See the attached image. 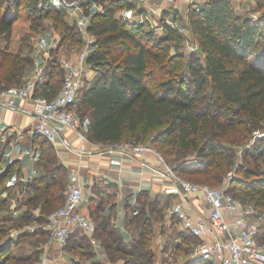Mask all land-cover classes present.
<instances>
[{
    "label": "trees",
    "instance_id": "16d2710c",
    "mask_svg": "<svg viewBox=\"0 0 264 264\" xmlns=\"http://www.w3.org/2000/svg\"><path fill=\"white\" fill-rule=\"evenodd\" d=\"M26 1L25 5V0H0V90L16 85L31 64V60L21 58V53L25 39L38 27L35 16L42 9L36 0ZM80 1L84 7L92 2ZM257 1L264 11L263 0ZM124 3L109 0L103 3V11L84 12L90 17L87 31L95 39L87 64L96 77L82 88L77 111L84 109L89 119L88 137L108 145L149 143L153 148L160 146L159 150L169 158L175 154L174 147L177 152H195L192 159L180 158L172 165L165 161L185 180L200 175L221 184L230 162L225 149L247 142L251 132L264 124V40L260 22L236 14L230 0H208L190 6L187 25L199 53L187 59L189 82L184 85L176 77L179 55L168 57V47H162L166 40L153 39L149 32L115 16ZM46 10L52 19L62 22L53 4ZM163 25L172 32L167 24ZM81 42L78 37L76 43ZM55 66V62L49 64L46 79L36 87L35 95L49 100L55 97L61 87L54 79ZM208 87L226 113L207 99ZM171 136L173 139H169ZM34 142L40 147L39 165L43 171L33 179L26 205L31 209L42 203L41 210L50 212L61 202L57 187L65 186L59 177L65 171L45 138L34 136ZM169 144L174 146L169 148ZM262 145L258 148L259 157H264V140ZM1 156L2 149L0 161ZM12 168L8 165L0 173V187ZM235 173L228 192L232 195L237 190L243 197L252 196L255 207L264 208V180L254 177L244 164L235 167ZM103 200L89 198L88 211L94 236L102 243L106 259L121 264H152V227L162 209L147 195H140L136 215L126 207L124 227L130 239L124 240L111 213L106 214ZM4 202L0 201V212L6 209ZM262 233L264 237V223ZM73 234L78 242V237H86L78 231ZM29 236L32 235L25 232L11 237L7 228L0 226V264H36L42 241H27L32 248L14 251ZM78 242V250L86 254ZM175 250L186 251L179 246ZM84 263L96 264L92 260ZM186 264L211 263L192 260Z\"/></svg>",
    "mask_w": 264,
    "mask_h": 264
},
{
    "label": "built area",
    "instance_id": "2783aa9c",
    "mask_svg": "<svg viewBox=\"0 0 264 264\" xmlns=\"http://www.w3.org/2000/svg\"><path fill=\"white\" fill-rule=\"evenodd\" d=\"M61 1L66 2V0ZM197 1L199 0H194L195 6L201 4ZM78 6L80 10L96 9L100 12L102 9V6L94 1L85 7L83 3H79ZM86 19L85 14H80L78 29L83 45L72 61L61 63L65 76L54 98L49 100L34 94L36 87L45 81L47 64L39 66L33 77L22 88L0 91V108H13L18 99L30 104L28 129L32 136H41L54 143L56 139H60L64 131H70L80 139L84 138L82 118L77 108L80 92L86 80L87 58L93 51L95 42L84 24ZM251 19L259 21L260 24L264 23V18H261V14L257 12L251 15ZM45 46L47 43L41 40V47ZM3 134L4 128L0 125L1 140H3ZM61 140L64 142V139L61 138ZM121 147L128 149L133 157L139 158L147 153L156 157L158 168L155 171V176L161 183L167 185L166 191L175 198L168 214L170 218L179 223L182 232L197 241L191 247V260L212 264H264V244L259 241L263 215L251 205L241 204L228 192L231 172L228 173V183L225 181L220 187L199 185L179 177L149 143L146 145L124 143ZM37 151L38 147L33 145L23 154L34 160L37 159ZM11 162L9 161L8 164ZM233 172H235V168ZM35 173L33 170L32 175ZM21 182L22 189L17 193L18 205H22V197L29 190L30 178H22ZM197 194H201V200L205 207L202 216L191 215L185 209L189 198ZM85 200L83 186L78 177L73 175L69 179L63 205L47 215L46 226L42 228L48 233L49 238L42 252V264H47L50 245H52L55 254L59 257L63 256L67 242L75 231L87 237L97 257L101 258L104 255V249L94 236V223L89 217L88 205L85 204ZM137 213L138 210L134 207L132 214L136 215ZM34 228L28 225L23 231L31 233ZM18 233L15 231L11 237L18 236ZM100 262L106 264L102 258Z\"/></svg>",
    "mask_w": 264,
    "mask_h": 264
},
{
    "label": "rangeland",
    "instance_id": "374dc122",
    "mask_svg": "<svg viewBox=\"0 0 264 264\" xmlns=\"http://www.w3.org/2000/svg\"><path fill=\"white\" fill-rule=\"evenodd\" d=\"M33 1V0H32ZM37 1V7L39 9H42L41 14H36L35 17H38L36 24L38 25L35 33L29 35L25 41L22 48L21 58H24V60H31V64L26 67V70L24 72V75L22 76L21 80L14 85L13 87L4 88L2 90H15L22 88L26 82L31 79L34 75V72L36 69L44 64H47V68H49V64L52 62H55V76L54 79H57V82L59 86H61L63 78L65 76L64 68L61 66L62 62L66 61H72L73 58L77 55L78 51L81 49L83 45L82 37L79 33L78 29V19H80V14L84 15L85 9L80 10L79 9V3H82L80 0H36ZM94 1L96 3H99L102 6V9L100 11H103L104 2L106 3L109 0H103L102 2H97L96 0H90ZM124 3L123 7L117 9L115 16L122 21H124L123 17H129L132 14L138 18H134V22H128L129 24L137 25L142 32H149L151 34V37L153 39L162 38L166 41L163 42L162 47L165 48L168 47V57H172L174 55H179L180 64L176 67V77L180 80L184 81V85H186L189 82L188 79V72H187V59H189L192 55H196L199 53L197 46H195L194 41L191 37L188 36L186 32L187 26V12L190 6H193L195 4L194 0H168L171 1L168 4H164V8H160V10H156V14L158 13V18L153 15V12L150 11L151 6H155L159 0H121ZM232 4L234 1H237L238 8L242 12V16L249 17L251 19V15L253 13H260L261 17L263 14V10L256 11V9L248 8L247 1L245 0H231ZM258 3L257 0H254ZM173 2V3H172ZM199 3H202L203 0L197 1ZM72 3V4H70ZM236 3V4H237ZM27 4V1L25 0V5ZM49 4H53L57 11H59L62 22L61 21H55L52 19L51 15L47 14V7ZM259 4V3H258ZM127 7V8H126ZM144 7V10L142 9ZM160 7V5H159ZM166 7V8H165ZM248 8V9H247ZM97 11L96 9H92L90 12ZM141 11V13H140ZM41 15V16H39ZM138 19V23L136 22ZM163 24H167L170 29H172V32L170 33L167 29L164 28ZM163 27V31L160 32L157 30V28ZM262 31H263V40H264V23L261 24ZM78 37H81V44H77ZM41 40H44L47 43V46L44 48L41 47ZM262 40V41H263ZM51 48H48V47ZM0 90V91H2ZM207 92V99L215 104V107H219V103L216 100V96L209 90V87L206 90ZM81 107V106H80ZM219 111L221 113H226V111H222V108L219 107ZM214 110V109H212ZM80 112V113H79ZM78 113L80 114L81 118L83 119L85 114L84 109H81ZM228 115V114H227ZM83 121V120H82ZM173 136L169 137V139H173ZM262 140H264V124L261 125L260 129H256L251 132L249 139L247 142L242 143L241 145H235L231 149H225V153H227V157L230 159L229 165L227 166L226 170L222 174V181L221 184H223L225 181L228 183V173L231 172L230 179L234 177V175L237 176V173L233 172V169L235 167L241 166L242 164L245 165V168H247L251 173H253L254 177H257L259 179L264 180V157L261 155L258 156V148L262 147ZM142 145H146L144 143H140ZM2 140L0 138V150L2 149ZM173 144H169L168 147H173ZM160 147V146H159ZM158 146H155V150L161 155L163 160L167 161L170 165L175 163L176 160L180 158H194L196 153L192 151L182 152L178 151L177 148L174 147V156L172 155L170 158L163 155V153L159 150ZM261 149V148H260ZM247 152V156L245 157L244 153ZM54 153V152H53ZM192 157V158H191ZM165 161V162H166ZM166 162V163H167ZM4 168L2 163H0V173L1 170ZM59 177H62V182L65 183V186L63 188H58L57 190L61 197V202H59L58 206L55 207L52 211L56 210L60 206L63 205L65 194L67 190V185L69 183V180L67 178L66 172H60ZM238 177H242V174L238 173ZM187 181L199 185H208V186H221L220 183L216 184L213 182L210 178H207L206 176H188L186 177ZM251 179V178H250ZM204 180V181H203ZM9 182L4 181L0 189H2L0 193V201L3 199L5 210L0 212V226H3L7 228L8 234L11 236L12 233L19 232L18 234L21 235L22 233H25L23 229L26 226L35 227L34 231H32L30 234L32 236L27 237V240L23 242L22 244H19L18 247L14 250L18 253L20 248H25V250H28L32 248L27 241L35 242V241H42L43 244L40 248L43 249L49 240L48 233L43 230L42 228L46 226V217L50 212H43L41 210V206L38 205L34 208H27V205H23V201L25 200L27 195H24L21 200L22 205H18L19 198L16 194L14 197L11 195L10 186L8 187L7 184ZM235 185V184H234ZM95 193V192H93ZM240 192L235 190L232 192V195L238 199L241 200L246 205H251L255 208L256 211H258L260 214L263 215V222L264 223V208H256L255 207V199L252 196H244L242 194H239ZM96 194V193H95ZM11 196V197H10ZM98 200V199H97ZM86 201V200H85ZM113 200L111 197H106L103 200V205H108ZM88 203V201L85 202V204ZM154 205H159L158 207H161L160 205H163L164 208L161 212L162 214H159L158 219L154 220V225L152 227L153 235L152 237L159 235L160 230L163 228L159 226V223L165 222L167 219L170 218L168 212L170 208L169 201H165V204H161L160 202L154 203ZM18 211H15L17 210ZM16 212V213H14ZM111 215L113 214V211H110ZM28 216V217H27ZM169 216V217H168ZM23 217V219H22ZM168 233H167V241H165L164 248L166 252L168 251L169 257H171V260L168 261V264H180L184 257L190 256L191 247L197 242L195 239L189 238L188 235L184 232H182L181 227L179 223L172 218L168 220ZM151 230V231H152ZM28 233V232H27ZM75 234H71L67 245L63 251V256L59 257L57 254L50 255L52 245L48 247L49 253L47 258V264H85V260H92L96 264H101L100 257H97L93 252V247L87 237L84 239L83 236L74 240ZM178 240V241H177ZM259 241L264 244V237L263 233L261 232V235L259 237ZM77 242L81 245L82 244V251L86 254L80 253L78 250L76 244ZM100 245L103 248L102 243L99 241ZM179 246L181 249L185 250L178 251L175 250V247ZM104 249V248H103ZM156 251V250H155ZM53 252V251H52ZM91 253V254H90ZM154 253V252H153ZM85 259V260H84ZM164 260L166 258H163ZM78 261L79 262H75ZM108 260V259H107ZM156 260V259H155ZM155 260L152 264H156ZM110 262V261H109ZM112 263V262H110ZM210 263V262H209ZM36 264H42V253L38 257V261ZM113 264V263H112ZM121 264V263H120ZM212 264V263H211Z\"/></svg>",
    "mask_w": 264,
    "mask_h": 264
},
{
    "label": "crops",
    "instance_id": "0c3cea01",
    "mask_svg": "<svg viewBox=\"0 0 264 264\" xmlns=\"http://www.w3.org/2000/svg\"><path fill=\"white\" fill-rule=\"evenodd\" d=\"M206 1L208 0H203V2ZM245 1H247L246 6L248 8L261 11L259 4L254 0ZM230 2L232 1L230 0ZM165 3L168 4L167 8H169V3H171V1L168 0H159L155 6L149 7L154 16L158 18V13L156 14L155 9L160 10V8H164ZM236 3L237 1H234V3L231 4L236 14L242 16L243 13L239 10L237 11L238 3ZM142 9L144 10V7ZM123 18L124 21H127L129 18L128 22L132 23L134 22L133 19L138 17L132 14L129 17ZM89 21L90 17L87 16V19L84 21L87 27ZM136 22L138 23V19ZM157 30L162 32L163 27H159ZM186 32L188 36L191 37L188 27H186ZM85 76L86 80L84 86L89 85L96 77V72L90 65H87ZM30 109V104L24 103L19 99L16 100L13 108H0V125L4 128L0 163L6 167L8 165L13 167L11 173L5 180L9 182L7 186L11 188L12 197L22 189V178H30V182L28 183L30 190L33 179L43 171L39 165L40 147L34 142V136L29 133L28 129ZM82 120L83 139H80L73 132L64 131L60 139H56L54 143L49 141L48 143L54 152L57 163L62 166L67 173L68 180L73 175L78 177L83 186L86 201H88L89 198L95 200H99L100 198L105 199L106 197L112 198L113 201L105 207L106 214L108 215L111 210L113 211L111 215L112 222L118 227L122 236L124 235V240H129L130 238L128 237L130 235H128L129 233L124 227V217L127 206L129 210H133L134 207L138 210V197L142 194L147 195L148 199L155 203L160 202L161 204H165V201H169L170 207L175 201V198L166 191L167 185L161 183L159 178L155 176V171L158 166L154 155L147 153L137 158L133 157L128 149L121 147L124 143L108 145L95 142L88 137V117L84 116ZM61 138L64 139V142ZM33 145L38 147V154L37 159L31 160L28 156H25L23 152ZM9 161H12L11 164H8ZM33 170L36 172L35 175H32ZM28 191L25 195H27ZM23 205H26V199L23 201ZM39 205H42V203H39ZM86 205H88V203H86ZM160 206L161 207L158 208L163 210V205ZM185 209L191 215L202 216L205 207L201 200V194L189 198L185 205ZM169 219L163 223H159V226L163 228L160 230L159 235H157V233L156 236L152 237L151 248L155 254L156 264H168V261L171 260V257L168 258L169 253L168 251L166 252L167 249L165 250L164 248L165 241H167L166 238L169 229L167 225ZM52 251L53 249L49 253V256L55 255L54 251ZM101 258L106 264H112L106 259L105 253ZM163 258L166 259L164 260ZM189 261H192L191 257L186 256L180 264H186ZM113 264H120V262Z\"/></svg>",
    "mask_w": 264,
    "mask_h": 264
}]
</instances>
